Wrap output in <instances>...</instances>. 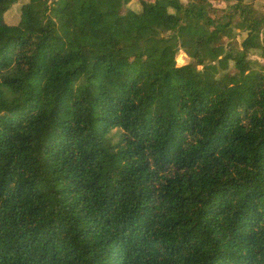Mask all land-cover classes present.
<instances>
[{
    "label": "trees",
    "instance_id": "trees-1",
    "mask_svg": "<svg viewBox=\"0 0 264 264\" xmlns=\"http://www.w3.org/2000/svg\"><path fill=\"white\" fill-rule=\"evenodd\" d=\"M209 1L0 0V264H264V0L245 60ZM92 7L117 47L67 50Z\"/></svg>",
    "mask_w": 264,
    "mask_h": 264
},
{
    "label": "rangeland",
    "instance_id": "rangeland-1",
    "mask_svg": "<svg viewBox=\"0 0 264 264\" xmlns=\"http://www.w3.org/2000/svg\"><path fill=\"white\" fill-rule=\"evenodd\" d=\"M51 1V0H49ZM53 1V0H52ZM148 3H151L152 0H146ZM183 5H186L189 0H179ZM210 7L207 9L208 17L204 20L203 24H201L200 30L208 35L215 34L214 40L212 44L218 45L220 39H216V34L221 37V33L224 30L223 26L228 21L225 19L226 14L232 15L235 18L234 27H235V35H231L230 43H226L230 36L222 39L224 41L223 48L225 52H232V56L236 60H245L248 57L242 52L240 45L241 42L246 38L247 35V27L242 22V19L238 17V13L233 9L232 3L227 0H214L209 1ZM234 4V3H233ZM244 8L247 10L246 13L251 10L249 15L245 14V17L249 20H263L264 19V8L254 7L253 5L245 4ZM220 10V11H219ZM222 10H226L221 12ZM94 12V8H87L83 13L82 24L79 26L71 25L67 29V37L65 41V47L67 50H74L78 46H87L88 48L98 51V52H111L113 51L114 44L117 47L116 43L111 41L104 40H92L88 37V31L91 25L90 17ZM261 38L264 40V33H261ZM207 44L206 39L198 38L192 45H189L186 49L178 52L176 56L177 65L185 66L189 63L194 65L196 71H202L204 67L209 66V62L205 53V46ZM252 60H256L264 67V58H251ZM148 63V59L145 58H132L130 64L134 68H139L141 65ZM197 63H200L198 65ZM229 77V81L234 83L238 81L239 78L235 74H231ZM262 78H264V71L262 72Z\"/></svg>",
    "mask_w": 264,
    "mask_h": 264
}]
</instances>
